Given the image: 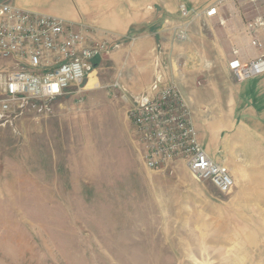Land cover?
I'll return each instance as SVG.
<instances>
[{
	"label": "rangeland",
	"instance_id": "obj_1",
	"mask_svg": "<svg viewBox=\"0 0 264 264\" xmlns=\"http://www.w3.org/2000/svg\"><path fill=\"white\" fill-rule=\"evenodd\" d=\"M218 1L0 0L117 41L80 86L0 112V264H264V196L221 194L183 162L147 168L122 85L143 16H178L190 40Z\"/></svg>",
	"mask_w": 264,
	"mask_h": 264
},
{
	"label": "crops",
	"instance_id": "obj_2",
	"mask_svg": "<svg viewBox=\"0 0 264 264\" xmlns=\"http://www.w3.org/2000/svg\"><path fill=\"white\" fill-rule=\"evenodd\" d=\"M219 1L213 4L214 17L206 16L211 6L192 18L196 26L188 30L190 40H186L187 30L179 29L178 16H143L146 19L140 23L150 26L127 38L122 85L139 97L150 94L158 79L161 86L175 84L189 105L208 155L229 169L237 190L243 189L241 194L262 197L264 74L232 88L229 82L235 77L229 63L235 58L244 64L264 60V28H250L264 20V0ZM191 60L196 62L191 65ZM11 66V61L0 59V70ZM132 134L141 150L134 130Z\"/></svg>",
	"mask_w": 264,
	"mask_h": 264
},
{
	"label": "built area",
	"instance_id": "obj_3",
	"mask_svg": "<svg viewBox=\"0 0 264 264\" xmlns=\"http://www.w3.org/2000/svg\"><path fill=\"white\" fill-rule=\"evenodd\" d=\"M180 11L183 17L189 16L187 7ZM216 14V6L206 11L207 17ZM255 26L264 27V21ZM114 40L96 41L90 28L76 30L58 17L0 3V59L12 62L10 68L0 70V112L10 113L11 108L24 104L36 106L80 86L95 60L116 47ZM229 69L238 82H244L264 74V60L244 64L235 58ZM161 83L158 79L150 94L135 96L129 111L146 167L168 170L183 162L194 179L212 184L221 194H230L233 177L201 144L181 91L175 84Z\"/></svg>",
	"mask_w": 264,
	"mask_h": 264
},
{
	"label": "bare ground",
	"instance_id": "obj_4",
	"mask_svg": "<svg viewBox=\"0 0 264 264\" xmlns=\"http://www.w3.org/2000/svg\"><path fill=\"white\" fill-rule=\"evenodd\" d=\"M258 68H261V66H258ZM233 180H234V179H233ZM234 187H235V181H234ZM234 187H233V188H234ZM231 191H232V190H231Z\"/></svg>",
	"mask_w": 264,
	"mask_h": 264
}]
</instances>
